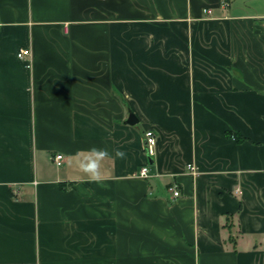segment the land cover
I'll return each mask as SVG.
<instances>
[{
	"label": "crops",
	"instance_id": "crops-1",
	"mask_svg": "<svg viewBox=\"0 0 264 264\" xmlns=\"http://www.w3.org/2000/svg\"><path fill=\"white\" fill-rule=\"evenodd\" d=\"M0 264H264V0H0Z\"/></svg>",
	"mask_w": 264,
	"mask_h": 264
},
{
	"label": "built area",
	"instance_id": "built-area-1",
	"mask_svg": "<svg viewBox=\"0 0 264 264\" xmlns=\"http://www.w3.org/2000/svg\"><path fill=\"white\" fill-rule=\"evenodd\" d=\"M206 13H211L210 10H206ZM18 58L20 60H23L27 62V67H32V52L30 49H22L19 54ZM157 147H158V138L156 135V132L154 129H148L145 133V152L146 155L152 159L156 153H157ZM64 156L61 154H58L55 156L54 161L58 166H61L63 164ZM188 168L195 174L196 168L193 165H189ZM151 172V164L146 163L140 170L139 176L144 179H148L152 176ZM173 195L175 198L179 197L181 195L179 187L177 185L173 186L171 188Z\"/></svg>",
	"mask_w": 264,
	"mask_h": 264
},
{
	"label": "clouds",
	"instance_id": "clouds-1",
	"mask_svg": "<svg viewBox=\"0 0 264 264\" xmlns=\"http://www.w3.org/2000/svg\"><path fill=\"white\" fill-rule=\"evenodd\" d=\"M124 155L119 150L114 151V156L117 158H123ZM108 158H111V154L107 149L93 147L88 150V155L80 162V170L91 180L99 182L101 179V162Z\"/></svg>",
	"mask_w": 264,
	"mask_h": 264
},
{
	"label": "water",
	"instance_id": "water-1",
	"mask_svg": "<svg viewBox=\"0 0 264 264\" xmlns=\"http://www.w3.org/2000/svg\"><path fill=\"white\" fill-rule=\"evenodd\" d=\"M126 123L131 125V126H134V125L139 123V119L137 118V116L134 113L131 112ZM150 164H151V172H152V174H155L156 168L154 166V162L151 160Z\"/></svg>",
	"mask_w": 264,
	"mask_h": 264
},
{
	"label": "rangeland",
	"instance_id": "rangeland-1",
	"mask_svg": "<svg viewBox=\"0 0 264 264\" xmlns=\"http://www.w3.org/2000/svg\"><path fill=\"white\" fill-rule=\"evenodd\" d=\"M26 49H29V48H26ZM19 54V53H18Z\"/></svg>",
	"mask_w": 264,
	"mask_h": 264
},
{
	"label": "trees",
	"instance_id": "trees-1",
	"mask_svg": "<svg viewBox=\"0 0 264 264\" xmlns=\"http://www.w3.org/2000/svg\"><path fill=\"white\" fill-rule=\"evenodd\" d=\"M228 227H229V225H228Z\"/></svg>",
	"mask_w": 264,
	"mask_h": 264
}]
</instances>
